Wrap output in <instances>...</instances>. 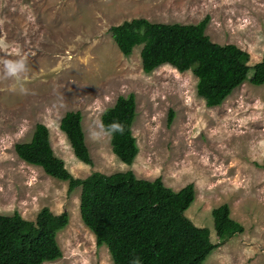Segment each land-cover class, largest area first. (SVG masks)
<instances>
[{
  "label": "rangeland",
  "instance_id": "obj_1",
  "mask_svg": "<svg viewBox=\"0 0 264 264\" xmlns=\"http://www.w3.org/2000/svg\"><path fill=\"white\" fill-rule=\"evenodd\" d=\"M208 14L204 32L212 41L232 42L248 52V64L264 55V0H0V72L4 59L27 57L29 93L11 90L0 78V213L16 210L33 219L41 206L66 210L68 221L56 232L61 255L41 264H111L97 246L78 210L80 186L69 193L65 180L20 159L13 144L29 139L36 122L49 130L53 153L73 176L131 169L137 177L178 189L192 182L194 197L184 214L209 228L210 209L227 203L242 224L201 264H264V82L247 80L218 104L206 106L194 89L190 70L140 66L135 44L124 56L108 27L124 19L189 23ZM249 73V72H248ZM132 91L131 124L138 150L132 162L119 160L109 137L86 139L90 126L119 94ZM168 108L173 117L167 122ZM78 109L91 164L76 159L58 128L65 110Z\"/></svg>",
  "mask_w": 264,
  "mask_h": 264
},
{
  "label": "trees",
  "instance_id": "obj_2",
  "mask_svg": "<svg viewBox=\"0 0 264 264\" xmlns=\"http://www.w3.org/2000/svg\"><path fill=\"white\" fill-rule=\"evenodd\" d=\"M208 17L204 14L189 23L132 17L111 24L108 32L124 56L135 44H141L139 57L144 73L164 63L178 71L190 70L196 78V95L206 106H214L244 80L264 82V55L248 64L245 49L232 42L212 41L204 32ZM135 113L134 93L130 91L117 95L99 115L105 126L113 121L124 125V135L109 137V144L112 153L127 164L138 150L131 130ZM172 117L173 110L168 108L167 122ZM58 128L75 158L91 164L81 112L65 110ZM13 149L23 161L65 180L68 193L80 186L81 221L93 234L95 244L106 247L111 264H201L212 249L242 230V224L229 215L227 203H220L210 209L216 238L211 241L209 228L195 225L184 214L194 197L192 182L172 189L159 176L137 177L131 169L109 173L92 170L83 177L73 176L62 158L53 153L44 123L36 122L29 139L15 142ZM67 221L66 210L53 213L46 205L33 219L22 217L16 210L0 213V264H41L59 257L61 249L55 235Z\"/></svg>",
  "mask_w": 264,
  "mask_h": 264
},
{
  "label": "clouds",
  "instance_id": "obj_3",
  "mask_svg": "<svg viewBox=\"0 0 264 264\" xmlns=\"http://www.w3.org/2000/svg\"><path fill=\"white\" fill-rule=\"evenodd\" d=\"M7 49V44L0 41V51ZM2 72L0 78L12 81L11 90L21 95L29 93L27 76L29 74V62L27 57L17 54L16 59H4L2 61ZM125 127L118 121H113L107 126L93 124L87 130L86 139L92 142H100L105 137H114L115 135H124Z\"/></svg>",
  "mask_w": 264,
  "mask_h": 264
}]
</instances>
